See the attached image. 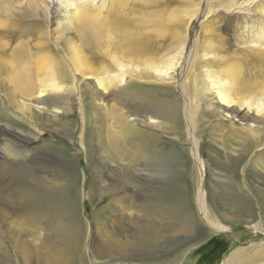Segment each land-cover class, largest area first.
I'll use <instances>...</instances> for the list:
<instances>
[{
  "label": "rangeland",
  "instance_id": "rangeland-1",
  "mask_svg": "<svg viewBox=\"0 0 264 264\" xmlns=\"http://www.w3.org/2000/svg\"><path fill=\"white\" fill-rule=\"evenodd\" d=\"M1 1L4 4L0 2V151L8 147L17 149L22 157L0 160L2 233L1 225L4 229L12 225L31 242V230L37 232L44 227L36 221L31 228L34 214L24 210L27 204L21 196L22 174L32 166L34 175L26 183L29 180L47 195L51 191L53 195L55 187H60L65 193L59 196L58 190L56 199L65 197L76 206L79 204L80 214L93 235L86 243L87 248L99 249L106 235L127 231L128 226L133 227L126 236L136 238L139 227L129 225L130 216H139L141 224L150 223L165 239L171 238L168 246L158 251L147 247L138 253L139 248L131 246L127 250L129 256L105 264H224L237 251L255 256L264 247V131L247 132L253 122L245 115L235 119L234 124L223 122L208 78V54L216 53L241 64L236 84L244 91L241 97L252 91L264 94V60L261 66H254L252 54L241 44L246 38L236 36L240 27L227 29L233 18L226 15L227 0H108L99 14L104 34L97 45L84 42L78 15L70 32L57 27L55 23L65 9L62 8V14L59 12V18H54L48 5L52 0ZM98 2L88 5L89 13H97ZM241 2L237 0L235 4ZM260 3L256 1L245 10L259 9ZM4 5L10 9L5 11ZM199 12L205 14V21L194 39L185 43L183 36L188 33L189 22ZM30 14L35 21L27 32L38 40L45 36L47 41L43 56L34 49L39 43L28 42L29 38L24 36ZM129 47L140 50V55L130 53ZM143 59L162 62L158 64L162 77L147 69L141 78L136 74L129 87L152 101L148 108L164 101L176 104L179 109L170 118L154 119L141 105L129 106L134 112L131 118L142 123L136 129L142 139L143 154L147 159L157 156L164 162L163 167L155 165L160 174L150 171L147 159L138 157L140 163L139 160L133 163L134 159L128 161L116 154L108 140L111 133L122 135L116 114L127 116L128 107L115 96L126 79L123 73L126 70L128 74L134 73L135 66L138 68L145 62ZM25 61L31 62L24 68L31 88L37 92L51 90L54 88L51 85L61 88L58 95L51 97L67 99L65 105H60L65 114L55 117L54 106L45 110H38L34 103L31 106L36 96L26 97L30 105L18 101L15 67ZM123 66L129 68L122 69ZM106 75L104 86L98 85L97 80ZM250 85L255 89L249 94L246 88ZM102 91L109 96L104 97ZM99 101L105 105L102 112L96 109ZM152 118L163 124L159 122L160 126L153 127L149 124ZM16 133L40 134V141L20 150ZM135 166L151 178H136L130 172L136 170ZM102 197L105 202L97 206ZM202 200L213 217L211 220L225 227V231H214L211 222L202 216ZM96 213L101 215L97 223ZM111 213H116L117 218L111 219ZM182 217L186 219L182 221ZM10 222L13 224L7 226ZM180 224L186 230H172H180L175 228ZM36 244L40 246V241Z\"/></svg>",
  "mask_w": 264,
  "mask_h": 264
},
{
  "label": "bare ground",
  "instance_id": "bare-ground-1",
  "mask_svg": "<svg viewBox=\"0 0 264 264\" xmlns=\"http://www.w3.org/2000/svg\"><path fill=\"white\" fill-rule=\"evenodd\" d=\"M96 1L97 0H71L70 1L71 3H66V2L64 3L61 0H52V1H48L49 3L48 5L49 8L51 9V14L54 18H59L58 17L59 12L61 13L62 8L63 10L65 9L63 12L64 14L62 15L63 17L60 16L59 14L60 19H58V21L55 23L57 27L60 26V28H62L63 31L70 32V29L72 28V24H73V19H75V16L78 15V19H77L78 25L80 27L81 35L84 39V42H86L89 45H97L100 44L102 40V36L104 34V25L103 22L101 23V20L103 19L100 20L101 15L99 16V14H101L102 10H104V8L107 6L108 0H99V2L95 4L97 5L96 6L97 13L95 12L89 13L88 5L91 3L94 4ZM227 1L229 4L226 6V15L231 14L233 16L232 20L227 26V29H231L233 27H237V28L240 27V29H238L239 30L238 35L236 36H238L241 40H244L246 38L244 42H242L241 44L246 48L247 53L252 54L255 63L253 65L261 66V61L264 60V0H242V2L239 5L235 4L237 0H227ZM256 1L261 2L259 4L261 8L259 9L256 8L255 10H249V11L245 10L249 5L254 4ZM0 2L3 3L1 0ZM64 4H67L68 7H66V5ZM77 7L79 8L77 9ZM233 7L235 8L230 9ZM3 9L5 11H8V9L10 8L7 5L3 7ZM194 12L196 13V11ZM34 21H35L34 16L30 14L28 20L30 24L26 27L24 36H26V38H29L26 39L28 42L36 41L39 43V46L37 48L34 47V49L37 51L38 55L43 56L44 53L47 51V41L44 40L45 36H43L38 40V38L35 37V35L31 36V32H27V30L31 31V23ZM204 21H205V14L201 12H199V14L195 16V18L193 17L191 18L188 26L189 28H187L188 33H186L187 35L185 34L186 37L183 36L185 38L184 40L185 43H189L194 39L198 27ZM66 43H68V41ZM129 48H130L129 49L130 53L132 54L134 53L138 56L140 55V50H138L137 48L135 47L133 48L129 47ZM215 54L213 53L208 54L209 56L208 59L210 60L209 61L210 70H209L208 78H210L211 82L209 83L211 84V87L214 89L215 92L213 93L214 101L219 108L218 111L220 112L222 121L225 123L234 124L233 121L235 119H238L240 118V116L245 115L248 116L251 122H253L246 131L254 134L261 133V131H264V94H260L256 92L255 94L252 91L255 89V87L253 85H252L253 87L250 85L246 89L248 93L251 91L252 93L251 94L249 93L250 95L248 96L241 97L244 94V91L243 90L240 91L238 85H237L238 87H236L238 76L241 75V67H240L241 64L237 62H233L230 59H225L223 58V56L222 58L219 56L220 57L219 58L218 55ZM140 58H138L137 60H140ZM143 60L145 61V59ZM162 61L164 62V60ZM161 63L162 62H160L159 64L157 59L152 61L146 60L144 63H140V65H138L139 69L136 68V66L134 68L133 64L135 65V63H133L132 67L134 68L135 72L132 74H128L126 70V73H123V76L126 77V79L122 81V85L119 86L116 90L115 96L117 100L125 103V105L128 107V111L126 117H119L116 114V117L118 118L119 127L121 128L122 131V135L120 136L116 133H111L110 135H108V140L110 141L111 146L116 154L120 155L121 157L125 158L128 161H130V159H134L131 160V162L133 163L139 160L138 157L144 159L147 158L146 155L143 154L144 151L142 146L143 144L141 141L142 139L140 138L138 131L136 129V126L137 125L139 126L142 123L139 122L136 118L135 119L131 118L134 116L133 115L134 112L129 108L130 104L137 103L141 105L144 108V110H146L145 112L152 115L154 119L156 117L170 118V116L175 115L179 110L176 104L174 103L167 104L164 103V101H160V103L155 104L154 108L151 107L148 108L147 107L148 105L153 104L152 101L146 98L137 89L129 87V83L133 79H135L136 74H138L137 78H141L143 73L147 69H149L152 72L161 74V71H158L159 70L158 67H161L158 66V64L161 65ZM19 64L20 65H17L15 67V75L17 77L14 81V86L17 89L16 93H17L18 101L20 102L26 101L27 102L26 105H30L29 103L30 100L26 97L36 96L35 99L31 100V106L34 103L36 108H38V110L39 109L45 110L49 106H54L56 110L54 109L52 113L54 114L55 117H60L62 114H65L60 110H61V106L65 105L67 99L59 98V97L54 99L51 97L56 94L58 95L61 92V88L57 85H51L50 87H54L51 90L42 89L40 92L35 91L33 88H31L32 84L30 82V79L27 76L26 72L24 71V68L29 67L31 62L25 61L23 62V64L22 62H19ZM262 65H264V63ZM128 66H123L122 69H128L130 67ZM179 75H181V73H179ZM160 76L162 77V75ZM107 79L108 76L106 75L100 80H97L96 83L98 85L104 86V81H106ZM178 82L179 81H175L174 83H178ZM89 92L91 95L93 94V91L91 89H89ZM102 95L104 97L109 96V94H107L105 91H102ZM185 103H187V101ZM188 108L190 109V107ZM96 109L100 112L104 111L105 109L104 103L102 101L97 102ZM188 110L185 111L189 113ZM159 122L160 121L153 120L152 118L151 122L148 123L151 124L153 127H157L160 126L159 124H163V122L162 123ZM191 131L194 130L191 129ZM14 136L17 139L18 147H20V150H23L24 147L26 148L28 146L37 144L40 141V134L24 136L21 133H16ZM16 150L8 147L7 150H5L4 152L0 151V160H3L4 158H13V157H16L17 159H21L22 157L19 155V151ZM148 157H150V159H147L148 164H150L149 165L150 171L156 174H160V169L156 168L155 165H159L163 167L164 162L162 163V161L159 160L157 156L155 157L148 156ZM31 160H33L32 155H31ZM141 165L142 164H140V167ZM136 167L137 166H135L134 168ZM134 168L132 167V169ZM24 172L22 174V179L20 180L21 182L20 185L21 188L23 189L21 196L22 199L25 200L27 204L24 210L30 211L31 213L34 214L32 218L33 221H31L33 222L31 223V228L33 227L32 224H34L36 221L43 223L44 227L39 229V231L37 232L33 231V229L31 230L32 241L30 242V239L26 238L23 232H19L15 230L14 227L12 228L11 225L13 224L12 222L7 223V226L9 225L11 226H9L8 228L5 227V229L4 227H2L3 225H1L3 233L0 230V264H78V263L105 264L107 263L106 261L113 262L116 258H120V257L124 258L125 256H127L128 255L127 250L131 246L138 247L139 248L138 253L142 249H145L147 247L155 248L158 251L162 247L164 248L165 246H168L169 242L171 241V238L165 239L164 234L161 233V231L159 233L156 232V230H153L154 227L152 225L150 226V223L144 222L141 224L139 216H130L128 219L129 225H134V227L136 226L139 227V230L136 233L137 239L132 235H129L128 237L126 236L127 231L129 234L130 229H132L133 227V226H128L129 228L127 229V231L122 229L120 231L119 230L112 231V235L111 234L106 235L105 239L102 240V242L105 243L101 244L99 249L97 246L94 249L92 247L87 248L86 243L93 238V235L89 232L90 228L84 216L80 214L82 210H79V204L78 206H76L75 204L72 203L71 199L65 197L62 199L61 198L56 199V194H58V190H59V196L65 193V191L60 187H55L53 195L51 194L52 191L48 195L38 191L36 188L33 187L32 183H29V180L27 183L25 182L26 179L31 180V178L34 175L32 166H31V170L25 169ZM130 172L136 178L143 176L151 178V176L148 175V173L146 174L145 171L144 173L140 172L137 168L136 170H131ZM202 192L203 189H201L200 193ZM203 196L204 195H202V197ZM224 196H226V194H224ZM104 202H105L104 197L99 198L98 204L96 205L100 206ZM201 202L202 203H200V210L202 211V216L211 222V226L214 228V231L216 232L225 231L226 230L225 227L211 220L213 217L209 213L208 207L206 206V202L203 200ZM50 213L53 214L49 215ZM110 215H111L110 216L111 219L112 217L117 218L116 213H111ZM100 216L101 215H99V213H96V215L94 216L95 223L98 222ZM110 218H107V220L111 221ZM185 219L186 218L182 217L181 220L184 221ZM178 223H182V222H178ZM175 228L180 230H174V229L172 230L177 232L181 230L183 231L186 230L184 225L182 226L181 224L176 226ZM38 241H40V246L36 247L37 246L36 243ZM33 247H36V249L33 250L32 249ZM99 259H103V261H98ZM224 264H264V247L261 246L260 250H258V253L255 256L249 254L244 250L237 251L230 258H227Z\"/></svg>",
  "mask_w": 264,
  "mask_h": 264
}]
</instances>
